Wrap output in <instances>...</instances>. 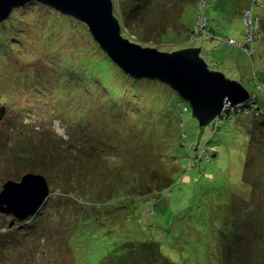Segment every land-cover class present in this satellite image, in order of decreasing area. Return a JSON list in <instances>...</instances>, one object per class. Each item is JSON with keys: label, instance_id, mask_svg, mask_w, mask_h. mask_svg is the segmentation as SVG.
<instances>
[{"label": "rangeland", "instance_id": "374dc122", "mask_svg": "<svg viewBox=\"0 0 264 264\" xmlns=\"http://www.w3.org/2000/svg\"><path fill=\"white\" fill-rule=\"evenodd\" d=\"M117 1L118 5L120 3L123 5L120 0ZM134 1L124 0L125 6H130ZM153 1L155 4L148 9V12L137 16L139 20L133 29L130 27L127 30L122 28V36L129 38L143 48H156L163 52L166 51L162 49L166 48L165 46L172 48L177 43L179 44L176 47L180 49L197 48L203 45L201 39L193 43H184V41H187L185 34L178 38L176 37L177 42H170L169 38L163 34L168 31V23L174 25L169 20L170 15H172L170 18L173 21L175 20V22H180V20L184 19L189 22H195L198 9L197 3H203L204 0H183L179 8H175V6L180 4L182 0ZM249 1L209 0L205 4L207 6V15H216L217 18L226 22L221 23L219 30H217L218 38L234 37L236 40H238L237 36L241 38L242 29L244 28L241 12L243 6ZM262 4H264V0H259L258 5ZM43 5L40 2H35L25 7V11L21 15L23 19H30V23H36L33 29L39 30L41 33L47 31V34H49L48 32H50L48 36L52 39L50 40L51 42L54 40L53 43L48 45L47 42L41 39L32 40L34 41L33 43L25 41V45L29 47L25 48L23 52L11 48L10 53L7 52L6 57L0 51V78L2 79L0 81V192L5 182L8 180L21 181L22 177L28 173L43 175L50 187V195L44 204L47 207L43 210L44 213L41 218L39 217L42 227V233L38 237L39 244L37 240L34 241L33 238L28 237V234L25 235L23 233L24 235L22 236L26 240L25 244L30 246V249L25 251L26 256L24 254L22 257L15 256L13 264H112L113 256L122 252L125 248L124 245L131 243L132 237H141V240L154 239L162 241L163 255L171 263L161 257L156 259L158 264H225L224 250L229 243L222 238L223 230H217L214 225L217 223L225 225L230 222L232 227L233 223H239L243 225L242 229L247 230L245 227L246 222L258 220L261 215L262 218L264 217V123H258L252 129L253 118L257 113L256 103L264 106V79H261L263 81L258 86L256 81V83H251L250 85L247 82L249 77L250 79L254 77V70L258 73L262 64L264 66V25L259 26L260 22L261 24L262 22L264 23V10H259L256 21L254 19L252 21L257 35L252 36L251 33L247 37L248 43H253L257 51L256 68L252 69V72H249L247 68L249 58L245 54H241L240 49L229 47L225 43L217 45L214 40H205V48L208 51L211 50L210 53L216 49L215 47L219 48L222 61H226L225 58L229 55L230 57L233 56L242 65L246 62V68H242L246 70L240 73L242 80H236L243 83L254 98L256 97L254 94L261 98H256L257 100L253 102V106H249L251 102L237 105H242V108L246 107L245 109L248 110H246L244 115L236 116L242 121L241 126L244 131H240L238 128L234 130V137H226V141H230V144L225 146L219 144L213 149L214 152L219 153L218 156L202 164L199 163L197 168H193V165H188L183 159L173 157L175 149L171 142L169 143V140H167L173 138V129H166L164 134L160 136L154 134L155 143L149 144L150 147L149 149L147 148L149 153L153 155L150 159L149 155V157H145L148 151L141 147L146 144V134L144 135L145 132L142 134L143 128L139 125L143 138L140 142L137 141V144L140 145L138 147H141V153L145 155L139 156L136 159V163H132L135 161L136 151L130 152L126 150L129 152V160L124 158L119 163H116L110 157L108 150H104L102 153L103 149H100L102 145L97 148L92 146V141L84 134L86 131L84 129L90 127L93 123L99 130L106 131L108 121L103 122L104 111L112 112L117 110L116 101L123 102L120 98L113 101L111 97L115 96L111 95L109 97L110 91L98 81H92L87 86L76 81L67 82L65 88H68L65 91H57L62 89L61 85H59L61 82L58 81L57 76L59 75L58 73H64L62 69H65V64L66 68L72 71L76 66L79 67L85 58V61L89 57L102 59L104 55L95 45V40L85 24L74 17L64 14L67 18L61 19L55 26L56 29L45 23L44 21H46L49 11ZM119 8L114 5V16L122 26L124 20L122 22L117 17L120 12ZM123 9L126 10V8ZM217 9L218 13L215 12ZM128 16L131 15L129 14ZM128 16H124V18L127 19ZM68 17L71 18L69 19ZM198 23L199 20L195 25L196 27H198ZM247 23L249 22L247 21ZM31 26L29 25L28 27ZM250 26L249 29H251ZM123 32L127 36L123 35ZM257 40L258 42L255 44ZM88 46L95 54H91L89 49H87ZM210 53H204L203 56L207 58L208 65L212 67V70L216 71L218 67L213 66L214 64L210 59L213 56L220 60L218 59V52L212 53L213 55H210ZM259 57H261L260 60ZM74 59L76 60L75 66L72 64ZM89 67L92 69L91 66ZM17 68L22 72H14V69ZM118 68L117 65H114L110 70L118 74L116 70ZM25 74L29 75L31 80L35 78L40 88L48 87V91L38 94L26 92L23 86L29 80L24 79ZM94 74L98 75L101 82H103L102 74L99 71H95ZM225 74L227 78L232 80L236 76L231 73V65H228L227 69H225ZM18 75L21 77H18ZM108 80L111 88L118 83L116 75L113 77L110 75ZM86 81L88 82L89 80L86 79ZM122 83L125 89L123 97L130 101L136 99L131 85L123 81ZM80 86H84V90ZM49 89L52 92L49 93ZM73 89H79L80 91L74 93ZM160 100L157 93L147 94L141 92L137 103L138 105H143L145 109L156 107ZM235 107H231L228 110H234ZM22 108H25V110H22ZM83 109L87 112H84ZM251 110L252 114H248ZM63 117L77 127L69 128ZM259 119L261 120L262 117H259ZM250 121H252V125L249 124ZM119 122L125 125L126 129L133 128L135 125L138 126L136 117ZM13 124L16 126L22 125L20 128L23 129L24 135L21 134V130L18 127L12 128L11 125ZM199 128V122L193 116L191 110L185 116V130L182 135L184 137L186 134L184 141L187 143L188 148L191 146L192 138L199 134ZM30 134L32 135V139L30 138L32 141L29 144L30 141H27L25 136ZM34 135H36V138ZM81 135H84V141L79 140ZM116 140L113 138L112 142ZM158 142L160 148L156 146ZM41 145H46V148H41L42 154H40V151H35ZM223 150L225 151L223 152ZM22 151L35 155L31 159L18 158L16 155ZM206 151L211 152L208 148ZM66 152H68L69 156L63 157ZM70 154L74 156V159L77 158L78 164L68 162L69 158L71 159ZM180 155L182 156V154ZM200 160L202 158L198 155L197 161L199 162ZM216 163H218L217 166ZM249 163H251L250 169H253L251 171L252 174L259 177L257 179L262 182V185L249 187L253 183V179L248 176L249 169L247 164ZM33 165L36 166L37 171L27 170ZM108 165H113V167L109 169ZM155 167L160 170L159 174L162 176H171L172 174H181L182 176L181 182L179 181V184L172 189L174 196L169 199L168 211L155 216L159 220L157 225L160 227L168 226L172 222V216L181 215L184 209L192 204V197L194 199L198 197L206 198L209 192L207 189L209 188L218 191L217 195H220L221 198L206 199L205 214L209 219L214 220V222H208L209 230L205 234L206 236L191 228H180V234L175 236L176 239H179L177 240L178 243H180L177 245L168 239H160L161 233L154 229L155 223L149 232L142 235L143 229L140 230L137 227L140 232L138 230L134 231L135 227L133 226L135 223L131 227V224L125 220L129 212L127 208L132 207L134 201L128 198V204H123V199L119 198L118 192L126 190L131 184H137L138 195L146 192L156 195L161 188L165 189L170 186L162 184L157 179L160 175L153 171ZM201 167L202 170L200 171ZM137 173L138 175L133 176V174ZM144 184L146 189L142 186ZM116 186H120L121 189ZM103 187L107 189H103ZM181 190H183V193L180 192ZM194 190L198 195L194 194ZM65 191L73 194L70 201L65 197ZM224 193H227L228 196L227 194L223 195ZM110 201H113L112 203L114 204H119L105 206ZM64 205L69 208L64 212H58V208ZM83 205L85 208H83ZM193 210L192 212L195 213ZM70 215L74 218L67 220L66 218ZM96 215H98V220L94 221ZM12 220L13 217L11 215L3 214L0 211V225H5L8 232H10V228L7 226L11 225ZM85 222L89 224L82 225ZM16 224H13V228H15ZM176 224L178 223L176 222ZM80 225V231L88 230V233L86 232L87 234H82L78 238L76 232ZM53 236H56L55 239ZM51 238L52 240L50 241ZM57 238H60L61 241ZM181 240H185V242L183 241V243ZM205 240L206 242H204ZM262 242L259 243L261 246L256 252V258L258 257L262 261H255L254 264H264V241ZM34 243L37 244L34 245ZM185 243H187V246H185ZM201 243L206 245L202 246ZM202 247H206L204 262L201 259ZM43 250H45V253L41 254ZM152 254L153 252L151 251ZM152 258L154 259L153 255ZM139 263L149 264L150 262L148 258L142 256L139 258ZM150 264H153V262Z\"/></svg>", "mask_w": 264, "mask_h": 264}, {"label": "trees", "instance_id": "16d2710c", "mask_svg": "<svg viewBox=\"0 0 264 264\" xmlns=\"http://www.w3.org/2000/svg\"><path fill=\"white\" fill-rule=\"evenodd\" d=\"M120 1L123 3V5L121 3L120 5H118L117 0H114V5L116 8L120 7L119 8L120 12L117 15V17L120 18L122 22L124 20L122 24V28L124 29L126 28V30L129 27L133 29L136 22L139 20L137 16L139 14H144L148 12V9L155 4L153 0H135L133 4H131L130 6H125L124 0H120ZM207 2H209V0H204L203 3L199 2L200 4L197 3L198 9H197V16L195 18L196 19L195 22H189L187 19L180 20V22H175V20L173 21V19L170 18L172 17V15H170L169 20L170 22L172 21L174 25H171L170 23H168L167 24L168 31L166 34H163V35L168 37L170 42H175V41L177 42L176 39L180 37L181 35L185 34V38L187 41H184V43H187V44L193 43L197 41L198 39H201L203 43L202 45L203 48L202 46L197 47V48H200L202 50V53H201L202 56L204 53H207V52L210 53L211 51V50L208 51L207 48H205V43H206L205 40H208V39L216 41L217 45L219 43H225L229 47H236L240 49V51L242 52L241 54H245L249 58L248 59L249 64L247 68L249 69V72H252V69L254 70V68H256L255 61L257 57V51L253 43H248L247 37L251 35V33H252V36L257 35V33L255 32L256 29H255L254 23L252 21L253 19L254 21H256L259 10H264V4L258 5L259 0H250L246 5L243 6L241 15H242L243 22H244L243 24L244 28L242 29L241 38L237 36L238 40H236L234 37H228V38H222V39L220 37H219L220 39L217 37L216 32L217 30H219L221 23H226V22L222 21V19L220 18H217L216 15L215 16H212L211 14L207 15L206 13L207 6L205 5L207 4ZM34 3L35 2H30L21 7H17L12 13V15L7 20H5L3 23H0V51L3 52L4 57L7 56V52L10 53L11 48L16 49V51L20 50L21 52H23L25 48L29 47L25 45V41H28V42L30 41V43H33L34 41L32 40L41 39V40H44V42H47L48 45H51V43H53L54 40L51 42L50 40L52 39L48 36L50 32H48L49 34H47V31L44 33H41L39 30L33 29V26L36 23H30L29 21L30 19L29 20H27L28 18L23 19L21 15V13L25 11L24 10L25 7H28ZM182 3H183V0L181 1L180 4H177L175 8L181 7L180 5H182ZM43 7H45V9L47 8L49 11V14L47 13L48 17L46 21L44 22L47 24H50L53 29L54 28L56 29L55 26L59 23L61 19L67 18V16L60 13L58 10H55L54 8H51L47 5L46 6L43 5ZM123 8H126V10H124ZM127 10L129 13L126 12ZM180 11H182V9H180ZM215 12L218 13V9ZM177 13L179 12L177 11ZM129 14L131 16H128ZM122 15L128 16V18L125 19L124 16ZM68 18L70 19L71 17H68ZM198 20H199L198 27H196L195 25ZM247 21L249 23H247ZM40 22H42V20H40ZM29 25H32V26L28 27ZM263 25L264 23L262 22L261 24L260 22L259 26H263ZM249 26L251 29H249ZM69 28L71 29V27ZM123 35H125V32H123ZM257 42L258 40L255 42V44ZM94 43L99 49V51L103 53L104 57L102 59H99V57L97 58L89 57V59H87L86 61H85L86 59L85 58L84 60H82V63L79 67L76 66L75 67L76 69L75 68L72 69V71L74 70L73 72L69 71V68H66L67 66L65 64L64 65L65 69L61 68L64 71V73H58L59 75L57 76L58 81L61 82L59 85H61L62 87V89H59L57 91L59 92L65 91L68 88V87L65 88V85L67 82L71 83L72 81H76L79 83H84L87 86L90 83H92V81L93 82L98 81L102 86H104V88L110 91L109 97H111V95L115 96V97H111L113 101H116L119 98L121 99L123 103L116 101L117 110H114L112 112L104 111L105 116L103 118V122L108 121L106 131L99 130V128L93 123L90 127L84 129L86 130L84 134L87 137H89V139L92 141V146L97 148L99 145H102V147L100 148V149H103L102 153L104 152V150L106 151L108 150V153H110V157L113 158L116 163H119L124 158L129 160L128 151L130 152L136 151L135 161L132 162V163H136L137 162L136 159L139 156L145 155L141 153L140 151L141 147L147 150V148L149 149L150 147L149 144H153V142L155 143L154 134L157 136H160L164 134V131H166V129L168 130L173 129L174 130V133L172 135L173 138L171 140L167 139L169 140V143L171 142V145L175 149L174 150L175 154L173 155V157L177 159L181 158V160L183 159L184 162L188 163V165H193V168H197L199 163L202 164L203 162H207L211 160V158L218 156L219 153L218 152L216 153L213 151L216 145L218 146L219 144H223V146H225L227 144H230V141H226L227 139L226 137H229V136L234 137L235 135L234 130H237L238 128L240 131H244L243 127L241 126L242 121L238 119L236 116L244 115L247 109H245L246 107L242 108V105H240V106L235 107L234 110H231V111L228 110L222 113L219 117L214 119L209 125L205 127H201L199 125L200 127L199 134H197L196 136L192 138L193 141H191V146L190 148H188L187 143H185L184 141L186 139V134L184 137L182 136L185 130V116L191 111V107L188 104V102L183 100L169 85L159 80L134 79L130 77L129 75L125 74L120 68H118L119 70L116 69L118 74L112 72L110 68L114 66L115 64L108 57V55L104 51L101 50V47L99 46V44L96 41ZM178 44L179 43H177L172 48H170V46H165L166 48H162V49H165L166 51L167 50L168 51L180 50L179 47H176L178 46ZM9 45L12 47H10ZM184 47H187V46H184ZM215 48H216L214 49L215 51L213 50L210 53V55L217 51L218 57H219L218 59L220 60H217L213 56L211 57L210 60L214 64L213 66L218 67L216 71H220L225 74V69H227L228 65L229 66L231 65V73L236 75L234 76L233 80L241 79L240 73L243 70H246V69H242V68H246V62H244L242 65L241 63H238L237 60L233 58V56L230 57L229 55L225 58L226 61H222L220 57V53H219L220 51L219 48L217 47ZM79 49H82V48H79ZM87 49H89L92 55L95 54L92 51V49H90L89 46L87 47ZM203 58L208 64L207 58H205L204 56ZM260 59L261 57H259V60ZM76 60L74 59V62H72L73 65L76 62ZM89 66H91L92 69ZM209 68L210 70H212V67L209 66ZM263 69H264V66L262 64L258 73H256V70H254L255 75L254 77L251 78L253 82L250 79V77H249V80L247 81L249 85L251 83H256V82H257L256 83L257 86L258 84L261 85V82L263 81L261 79H264ZM95 71L97 72L99 71L102 74L103 82H101L98 75L94 74ZM14 72L18 73L22 71H20V69L17 68V69H14ZM110 75L111 77L116 75V78L118 80L117 85H114L113 88H111L110 82L108 80L110 78ZM18 77H21V76L18 75ZM30 78L31 77L29 75L27 74L24 75V79L29 80L26 83V85L23 86L26 92L29 91L31 92L30 94H38V93H44L43 91H48V87L46 88L43 87L42 89L39 87L40 85L36 82L35 78L33 80H31ZM85 78L89 80L88 82L86 81L87 83L85 82L86 80ZM0 81H2L1 78H0ZM122 81L126 84L131 85V87L133 88V95L136 99H133L132 101H130V100H126L123 97V94L125 93V89L123 88L124 84L122 83ZM80 87L84 90V86H80ZM79 91H80L79 89H73L74 93H77ZM50 92L52 91L49 89V93ZM141 92L147 93V94H151L152 92L157 93L161 100L156 105V107H150V108L144 109L143 105L141 106V105H138L137 103ZM254 96L256 97L254 98L252 96L248 100L249 103L251 102L249 106H253L254 105L253 102L257 100L256 98L260 97L255 94ZM248 102H246V104H248ZM256 106H257L256 107L257 113L255 116L253 114L254 123L253 125H252V121H250L249 123L252 125V129H254V127L258 123H264V106L260 105L259 103H256ZM84 107L86 109L85 104H84ZM85 109H83V111L87 112ZM22 110H25V108H22ZM102 111H103V108H102ZM251 112L252 110L249 111L248 114H252ZM132 117L137 118L138 126L135 125L133 126V128L126 129L125 125H122L119 122V121H125ZM259 117H262V119L260 120ZM63 118L67 122L69 128L77 127L76 125L69 123V121L66 120L65 117ZM139 125L143 128L142 134L144 132H145L144 135L146 134L145 135L146 144L141 147H138L140 145L137 144V141L140 142L141 139L143 138L141 136L142 134L139 129ZM11 126L12 128H15L16 125L13 124ZM16 127H18L21 130V134L24 135L23 129L20 128L22 127V125L16 126ZM31 136H32L31 134L25 136L26 140L30 141L29 144L32 141ZM34 136L36 138V135ZM113 138L117 140L115 142H112ZM79 140L84 141V135H81L79 137ZM159 142L156 144L158 148H160ZM44 147L46 148V145H43V146L41 145L37 149H35V151H38V152L40 151V154H42L41 148H44ZM207 148L211 150V152L212 151L213 152L211 153L209 151H206ZM78 149H81V148H78ZM147 151H148V154H146L145 157L150 156L149 158L151 159L153 155L149 153V150ZM224 151L225 150H223V152ZM25 153H28V154H25ZM158 153L160 152L158 151ZM179 153L182 154V156ZM33 155L35 154L32 153L31 155V153L29 152L22 151L16 156L21 159H31ZM198 155H200V157L202 158V160H200L199 162L197 161ZM65 156H69L68 152H66L63 157ZM70 156H71V159L69 158L68 162L78 164L77 158L74 159V156H72L71 154ZM218 163H216V166L218 165ZM250 165L251 163L247 164L248 169H249L248 176L253 179V183L249 187H254L255 185L260 186V184L262 185V182L258 181L257 179L259 177L252 174L251 171H253V169H250L251 168ZM107 167L111 169L113 165H108ZM27 170L37 171V168L36 166L33 165L27 168ZM201 170H202V167L200 168V171ZM38 171H40V169H38ZM153 171L158 174L160 172V170L156 167L154 168ZM134 175H138V173L133 174V176ZM173 175L174 174H172L171 176L166 175L168 176L167 178L165 175L158 176L157 179H159L162 184L170 185V186L165 189L161 188V190L156 195L152 193H147V192L144 194L138 195L139 192H138V186H136L137 184H131L127 187L126 190L118 192V193L120 196L119 198L123 199L122 200L123 204H126V205L128 204V200H127L128 198L134 201L132 204V207L127 208L129 210V212L127 213V217L126 218L124 217L125 220L131 224V227H132V224L135 223V225L133 226L135 227L134 231L138 229L140 230L143 229L144 232H141V233L142 235H144L145 233L149 232L150 228H152V226H154V223H155L154 229H157V231L161 233L160 239H164V240L168 239L170 241H173L174 244L178 245L180 244L177 241L179 239H176L175 236L177 234H180L179 233L180 228L182 229L191 228L198 232H201L203 236H206L205 234L209 230L208 222H214L213 219L212 221L205 214L206 213V199H210V198L216 199L218 197L219 198L221 197L220 195H217L218 191H214L213 188L211 189L209 188L207 189L209 192L206 198L198 197L194 199V197H192V200H191L192 204L187 206L181 215L172 216V222L168 226L160 227L157 225L159 220H157L155 216L168 211L169 199H171L174 196L172 189L177 184H179L178 183L179 181L181 182L182 180L181 174H177L174 176ZM142 186H144V188L146 189L145 184ZM147 186L149 187V185ZM116 187L118 189H121L120 186H116ZM103 189H107V188L103 187ZM180 192L183 193V190H181ZM64 193H65V197L67 198V200L70 201V198L73 197V194L67 193V191H65ZM194 194L198 195V193L195 190H194ZM226 194L227 193H224L223 195H226ZM140 199L142 201H138ZM112 202L113 201L108 202V204H105V206L106 205L111 206L110 204H113L112 206H115L119 204V203L114 204ZM193 204H194V207H193ZM46 207L47 205H44L41 208L42 210H40L39 213L37 214V216L30 217L27 221L26 220L23 222L16 221L17 224L16 222L14 223L16 224L15 228H13L14 225L7 226L10 228V232L6 230L5 225L4 226L3 224L0 225V264H13L14 262L13 258L15 256L22 257L23 254L26 256L25 251L27 249H30V246L25 244L26 240L24 236L22 235L28 234V237L30 236V238H33L34 241L37 240L38 242V237L41 235L40 233H42V227L39 222L40 221L39 217L41 218L42 214L44 213L43 210ZM245 207L247 208V206ZM68 208L69 207H66L65 205L62 207L60 206L58 208V212H61V211L64 212ZM83 208H85L84 205H83ZM192 210L195 213H193ZM72 218L74 217L70 215L66 219L71 220ZM97 220H98V215H96L94 218V221H97ZM176 222L178 224H176ZM83 224H89V223L85 222V223H82V225ZM230 224H231L230 222H227L225 225H222L220 223H217L214 225L215 228H217V230H223L222 238L226 240V242L229 243V245L226 246L224 250V261H225L224 263L225 264H254L255 261L256 262H258V260L262 261L260 258L258 257L256 258V252L258 248L261 246L259 245V243H263L262 241H264V217L262 218V215H261L258 218V220H255L252 222L251 221L246 222L245 227L247 228V230L241 228L243 227L242 224L233 223L232 227L230 226ZM80 227L81 225L78 227V230L76 232V234L78 235V238L80 235L82 234L84 235L88 233V230L80 231ZM138 232L140 231L138 230ZM53 237L55 239L56 236H53ZM57 239L60 240V238H57ZM51 240L52 238L50 239V241ZM183 241L185 242V240H181V242ZM204 242H206V240ZM36 244L37 243H34V245ZM205 245H206L205 243L202 244V246H205ZM185 246H187V243H185ZM185 246L183 247L185 248ZM124 247L125 248L123 249L122 252H120L119 254H115L113 256L112 264H140L139 258H141L142 256L144 258H148V261L150 263L153 262V264H158L156 260L157 258L163 257V259L168 260L163 255V251H162L163 245H162L161 240L160 241H156L154 239L141 240V237L139 238L132 237L131 243L124 245ZM201 249H202L201 259L204 262V252H205L206 247H202ZM150 250L153 252L152 255L154 259L152 258ZM44 253H45V250L41 252V254H44ZM32 256H35V255H32ZM169 262L171 263V261Z\"/></svg>", "mask_w": 264, "mask_h": 264}, {"label": "water", "instance_id": "95a60500", "mask_svg": "<svg viewBox=\"0 0 264 264\" xmlns=\"http://www.w3.org/2000/svg\"><path fill=\"white\" fill-rule=\"evenodd\" d=\"M40 2L84 23L101 49L125 74L135 79L159 80L188 102L201 127L231 107L252 97L248 89L220 71L210 70L200 48L172 52L143 48L122 36L113 0H0V23L15 8ZM50 195L41 174L28 173L21 181L8 180L0 192V211L13 216L11 225L36 216Z\"/></svg>", "mask_w": 264, "mask_h": 264}]
</instances>
